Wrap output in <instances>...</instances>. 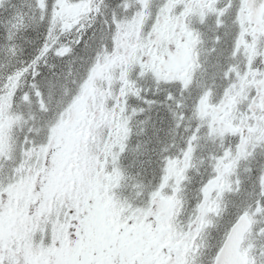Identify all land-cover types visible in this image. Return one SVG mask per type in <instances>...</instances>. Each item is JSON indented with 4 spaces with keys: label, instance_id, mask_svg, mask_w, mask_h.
<instances>
[{
    "label": "snow or ice",
    "instance_id": "1",
    "mask_svg": "<svg viewBox=\"0 0 264 264\" xmlns=\"http://www.w3.org/2000/svg\"><path fill=\"white\" fill-rule=\"evenodd\" d=\"M0 264H264V0H0Z\"/></svg>",
    "mask_w": 264,
    "mask_h": 264
},
{
    "label": "flooded vegetation",
    "instance_id": "2",
    "mask_svg": "<svg viewBox=\"0 0 264 264\" xmlns=\"http://www.w3.org/2000/svg\"><path fill=\"white\" fill-rule=\"evenodd\" d=\"M222 206V205H221Z\"/></svg>",
    "mask_w": 264,
    "mask_h": 264
}]
</instances>
